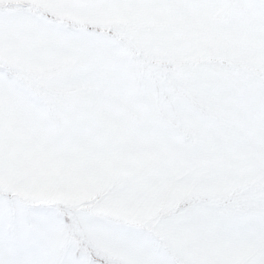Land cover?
<instances>
[{"label":"rangeland","instance_id":"374dc122","mask_svg":"<svg viewBox=\"0 0 264 264\" xmlns=\"http://www.w3.org/2000/svg\"><path fill=\"white\" fill-rule=\"evenodd\" d=\"M4 197L117 221L88 227L115 264H264V8L0 0ZM72 240L0 233V264Z\"/></svg>","mask_w":264,"mask_h":264},{"label":"snow or ice","instance_id":"6c2138e0","mask_svg":"<svg viewBox=\"0 0 264 264\" xmlns=\"http://www.w3.org/2000/svg\"><path fill=\"white\" fill-rule=\"evenodd\" d=\"M99 223L104 228H116L115 220L98 221L93 212L63 205H38L8 197L0 199V233L6 239L25 238L39 241L55 231L69 234L73 240L64 258L57 264H115L92 251L88 240V227ZM85 247L88 248L87 254ZM5 264H30L28 261L6 260Z\"/></svg>","mask_w":264,"mask_h":264}]
</instances>
